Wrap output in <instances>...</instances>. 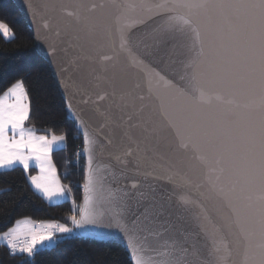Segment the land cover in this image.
<instances>
[{
    "label": "water",
    "instance_id": "water-1",
    "mask_svg": "<svg viewBox=\"0 0 264 264\" xmlns=\"http://www.w3.org/2000/svg\"><path fill=\"white\" fill-rule=\"evenodd\" d=\"M12 1L56 81L82 146L81 129L69 112V101L73 112H82L96 127L124 102L134 104L146 129H159L161 150L180 174L179 199L192 218L193 231L202 235L188 253L189 264H258L264 256V30L260 13L175 0L171 4L164 0ZM42 3L46 6L37 11L36 5ZM158 12L171 16L160 20ZM117 18L128 27L134 47L143 51L145 45L154 46L160 68L176 80L184 75L183 89L154 80L159 102L155 94L148 96L145 81L131 72L124 56L113 52L109 34L110 30L114 33ZM44 22L49 29L42 30ZM160 25L181 31L163 30ZM52 43L64 50L56 57L49 55ZM103 55L113 60L102 64ZM62 67L69 68L67 74ZM187 68L199 74L195 81ZM198 88L213 94L210 102L195 99ZM85 90L93 97L100 92L111 98L86 106L81 104ZM133 90L138 99L129 97ZM176 136L187 143L186 149L178 145ZM110 151L111 156L105 152L104 162L115 166L116 152ZM83 161L85 167V156ZM82 197L83 191L78 206ZM72 235L116 243L132 264L125 239L114 231L89 228Z\"/></svg>",
    "mask_w": 264,
    "mask_h": 264
},
{
    "label": "snow or ice",
    "instance_id": "snow-or-ice-1",
    "mask_svg": "<svg viewBox=\"0 0 264 264\" xmlns=\"http://www.w3.org/2000/svg\"><path fill=\"white\" fill-rule=\"evenodd\" d=\"M172 2L173 0H164L167 4ZM175 2L200 6L216 4L237 11L251 9L260 13L258 20L264 30V0ZM44 6V3L36 5L37 11ZM156 6L159 7L160 4ZM67 14L72 16L73 12L67 11ZM170 16V13L158 12L160 20H167ZM121 19L117 18L114 33L110 30L109 34L113 52L124 56L131 72L145 81L148 96L155 94L159 102L153 86L154 80L183 89L184 75L176 80L160 68L155 63L158 52L154 46L145 45L143 51L134 47L128 27L120 23ZM160 27L172 32L181 31L178 27ZM41 28L46 30L50 25L44 22ZM0 35L7 39L15 33L6 22L0 20ZM49 48V55L52 57L64 51L55 43L50 44ZM112 60L113 56L103 55L100 62L103 64ZM69 68L62 67V72L67 74ZM186 73H191L194 81L199 75L190 68L186 69ZM129 97L133 100L139 98L135 90L129 93ZM110 98L107 93L100 92H96L93 97L85 90L81 93V104L98 106V102ZM212 98L213 94L207 93L203 88L196 90L195 99L199 102H210ZM215 98L222 99L218 95ZM67 106L81 129L83 146L82 152L78 154L86 157L79 215L76 212V201L71 198L72 214L67 217L71 226L58 220H34L31 217L15 219L10 226L0 231V241L5 243L9 253L31 258L39 248L60 236L94 228L114 231L124 238L132 264H189L188 253L202 240V235L193 231L192 218L179 199L177 189L182 187L180 174L168 162L170 157L161 150V141L157 139L159 129H146L134 104L121 102L116 105V113L109 111L105 116V123L100 127L85 120L82 112H73L74 105L71 101ZM160 114L164 116L162 105ZM30 119L31 101L25 80L22 77L11 80L0 89V169H13L19 165L29 185L45 200H68L71 186L61 182L52 159L54 149L61 148L67 140V134H56L52 129L39 134L34 126L28 125ZM168 127L172 128L171 123ZM173 134L175 135V129ZM176 138L181 148L188 147L179 136ZM110 149L116 152L115 166L104 162L105 152L112 155ZM33 163L38 174H30ZM146 169H152V173ZM150 180L158 182L152 183ZM258 264H264V256Z\"/></svg>",
    "mask_w": 264,
    "mask_h": 264
},
{
    "label": "trees",
    "instance_id": "trees-1",
    "mask_svg": "<svg viewBox=\"0 0 264 264\" xmlns=\"http://www.w3.org/2000/svg\"><path fill=\"white\" fill-rule=\"evenodd\" d=\"M0 20L6 22L15 35L9 39L0 35V89L11 80L24 78L31 101V119L42 134L52 129L67 134L64 146L53 151L52 159L61 181L71 186V195L78 207L82 193L84 161L76 154L82 140L69 118L55 79L47 63L34 48L32 33L12 0H0ZM62 149V150H61ZM33 169H30V174ZM70 200L49 204L29 185L22 168L0 171V231L21 217L34 220H58L69 226L72 214ZM77 212V209H76ZM0 264H131L127 253L116 243H99L74 237L59 239L55 245L37 250L34 257L11 255L6 245H0Z\"/></svg>",
    "mask_w": 264,
    "mask_h": 264
},
{
    "label": "crops",
    "instance_id": "crops-1",
    "mask_svg": "<svg viewBox=\"0 0 264 264\" xmlns=\"http://www.w3.org/2000/svg\"><path fill=\"white\" fill-rule=\"evenodd\" d=\"M7 39H9V38H7ZM64 146V144L63 145H61V148ZM55 150H57V149H54V151ZM15 167H20V168H22L21 166H19V165H17V166H15ZM30 169H33V173H31V174H38V170L36 169V165L33 163L32 165H31V168ZM3 170H7V169H0V171H3ZM59 175V174H58ZM61 179V178H60ZM62 182V181H61ZM63 183V182H62ZM32 188V187H31ZM33 189V188H32ZM34 190V189H33ZM35 191V190H34ZM37 194H39L41 197H42V195L40 194V193H38L37 191H35ZM71 197H72V195H71ZM43 198V197H42ZM44 199V198H43ZM45 200V199H44ZM68 200H71V198L69 197V199ZM47 203H49V204H54V203H59V202H62V201H65V200H59V199H57V200H53V201H47V200H45ZM65 236H68V235H64V236H61L62 238L63 237H65ZM56 240V239H55ZM59 240V239H58ZM54 242V241H53ZM52 243V242H51ZM2 244H4L5 245V243L3 242V241H0V245H2ZM54 244V243H53ZM43 248H48V247H46V246H44V247H41V248H39V249H43ZM38 249V250H39Z\"/></svg>",
    "mask_w": 264,
    "mask_h": 264
},
{
    "label": "rangeland",
    "instance_id": "rangeland-1",
    "mask_svg": "<svg viewBox=\"0 0 264 264\" xmlns=\"http://www.w3.org/2000/svg\"><path fill=\"white\" fill-rule=\"evenodd\" d=\"M77 152H82V146H81V148L77 151ZM80 157L81 158H84V155H80ZM70 198H72L71 197V193H70V196H69ZM62 237L60 236V237H58L56 240H54V242H52V243H49V244H46L45 246L46 247H51V246H53V245H55V243L58 241V239H61ZM54 243V244H53Z\"/></svg>",
    "mask_w": 264,
    "mask_h": 264
},
{
    "label": "built area",
    "instance_id": "built-area-1",
    "mask_svg": "<svg viewBox=\"0 0 264 264\" xmlns=\"http://www.w3.org/2000/svg\"><path fill=\"white\" fill-rule=\"evenodd\" d=\"M78 153H79V152H77V154H76V161H75V164H76V165H80V164H79V161H80L79 158H81V157H80V155H79Z\"/></svg>",
    "mask_w": 264,
    "mask_h": 264
}]
</instances>
